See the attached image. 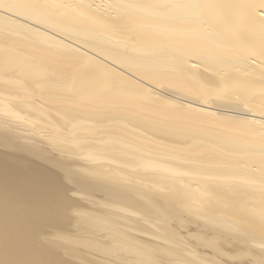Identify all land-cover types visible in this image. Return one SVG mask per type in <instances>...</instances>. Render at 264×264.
<instances>
[{
  "label": "bare ground",
  "instance_id": "bare-ground-1",
  "mask_svg": "<svg viewBox=\"0 0 264 264\" xmlns=\"http://www.w3.org/2000/svg\"><path fill=\"white\" fill-rule=\"evenodd\" d=\"M0 148V264H264V0H0Z\"/></svg>",
  "mask_w": 264,
  "mask_h": 264
},
{
  "label": "rangeland",
  "instance_id": "rangeland-1",
  "mask_svg": "<svg viewBox=\"0 0 264 264\" xmlns=\"http://www.w3.org/2000/svg\"><path fill=\"white\" fill-rule=\"evenodd\" d=\"M2 149L0 148V155L2 156V152L4 151V152H6L5 154L6 155H9V152H7V151H5V150H3L2 152ZM2 153V154H1ZM3 155V156H6V155ZM23 156V157H22ZM22 156L21 155H19L17 158H18V160L19 161H21V159H24V160H22V162L21 163H23L25 160V163L27 164V165H25V163H24V165L25 166H27L28 167V165H34V166H32L33 168H30V167H28L30 170H34V171H36V172H40L41 170L43 171V172H45L46 170H47V173H49V175H51V176H53V177H55V178H57V181H59V182H61V183H64V185H65V183L68 181V180H66V177L64 176V174L62 175V173L60 172V170H57V169H54L55 167H51V165H48V163L47 162H45V161H42V160H39V158H36V157H30V159H28V158H26L27 156L26 155H23L22 154ZM26 156V157H25ZM21 159H20V158ZM25 157V158H24ZM29 157V156H28ZM31 158H33V159H31ZM38 159L39 161H36V159ZM29 161H28V160ZM32 163H31V162ZM29 162V163H28ZM35 164H34V163ZM40 162V163H39ZM37 164H39V165H37ZM41 165V166H40ZM48 166V167H47ZM35 167H37V168H35ZM43 169H42V168ZM49 169H47V168ZM39 168V169H38ZM40 168H41V170H40ZM45 168V169H44ZM51 169L54 171H51ZM49 171V172H48ZM53 172V175H52V173L51 172ZM60 172V173H59ZM51 173V174H50ZM54 173L56 174V176L54 175ZM64 177H65V179H64ZM63 178V179H62ZM67 184V186L65 187V188H67V187H69V188H67L68 189V191L69 190H71L70 189V184L67 182L66 183ZM69 184V185H68ZM67 191V192H68ZM72 192H75V191H73V190H71L70 191V193H72ZM69 192L67 193V194H70ZM76 193H79V192H76ZM97 196V195H96ZM97 197H100V196H97ZM101 198V197H100ZM99 200V199H98ZM86 204H85V202H84V205H82V206H85ZM93 208L95 207L94 205L92 206ZM27 222H28V224L31 226V227H33V228H35L36 230H38V232L40 233V234H43V233H47L48 234V232H50V233H55V232H58V225H57V221H56V219H55V217L53 216V215H51L49 212H42V213H39V214H33V216L32 217H30L28 220H27ZM183 224V226L184 227H182V229H180L179 231H180V233L182 232V234L184 235V233H185V231H187L186 233H185V236H187L188 237V235L190 236V238H187L186 240H188V244L190 243V245L192 246V243H193V246H192V248H194V251H197L196 253H199V251H200V255L201 254H206L207 256L209 255V256H211V259H213L212 258V255L213 254H211L212 253V250L210 249V247H211V245L210 246H204V247H202V241H200V243H199V241L198 240H201V238L199 237L198 238V236H200L201 235V233L202 234H204V232L203 231H205V229H203V228H199L200 227V224L199 223H197V222H195V223H190L188 226H187V224H188V222H187V220L185 221V222H183L182 223ZM185 224V225H184ZM194 224V225H193ZM196 224V225H195ZM199 224V225H198ZM198 225V226H197ZM191 226V227H190ZM70 227V225L67 227V229L66 230H69L68 228ZM188 228L189 227V229H183V228ZM192 228V229H191ZM72 228L70 227V230H71ZM69 230V231H70ZM176 230H178V229H176ZM182 230V231H181ZM191 230V231H190ZM193 231V232H192ZM71 233H74V231H72ZM191 233V234H190ZM199 233V234H198ZM188 234V235H187ZM198 234V235H197ZM196 235V236H195ZM206 235H208V234H206ZM194 238V239H193ZM197 240V242H198V246L197 245H195V242H196V240ZM216 241L214 242V243H217L216 245L218 246V247H221V249L223 250V251H228V252H232V251H234V253L235 252H237V249H235L234 247H232V244L233 245H236L237 244V241H233L232 240V242H231V240H229L230 242L228 243V242H226V243H224V241H222V240H220V239H215ZM235 240V239H234ZM46 242H48V243H50V245L54 248V249H57V246H58V243H59V240H58V236H54L53 235V237L51 238V239H49V241H46ZM196 242V243H197ZM226 244V245H225ZM200 245V246H199ZM220 245V246H219ZM224 245V246H223ZM194 246H196V247H194ZM223 246V247H222ZM205 247H206V249H205ZM229 247V248H228ZM204 248V249H203ZM230 248H232V251L230 250ZM195 249H197V250H195ZM199 249V250H198ZM244 254V253H243ZM234 255V254H233ZM235 256H237V257H235ZM235 256H233L232 258H231V263H232V261H234L236 258L238 259H236L235 260V262H233L234 264L235 263H238L239 261H241V259L243 260L244 258H245V256L244 255H242V253L239 255H235ZM240 256V257H239ZM217 256H215L214 258H216ZM218 258V257H217ZM223 258H226V257H223ZM233 259V260H232ZM210 260V259H209ZM214 261V263H218V262H215V260H213ZM212 260H211V262H213ZM217 261V260H216ZM220 262V261H219ZM163 263H164V261H163ZM219 264V263H218ZM220 264H226V262H224V263H221L220 262Z\"/></svg>",
  "mask_w": 264,
  "mask_h": 264
}]
</instances>
